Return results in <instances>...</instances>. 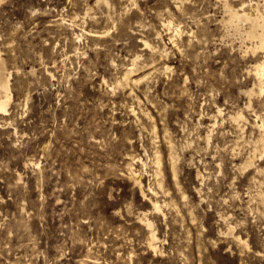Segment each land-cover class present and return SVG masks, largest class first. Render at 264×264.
Masks as SVG:
<instances>
[{"label":"rangeland","instance_id":"rangeland-1","mask_svg":"<svg viewBox=\"0 0 264 264\" xmlns=\"http://www.w3.org/2000/svg\"><path fill=\"white\" fill-rule=\"evenodd\" d=\"M257 3L0 0V264H264Z\"/></svg>","mask_w":264,"mask_h":264},{"label":"bare ground","instance_id":"bare-ground-1","mask_svg":"<svg viewBox=\"0 0 264 264\" xmlns=\"http://www.w3.org/2000/svg\"><path fill=\"white\" fill-rule=\"evenodd\" d=\"M106 1H108V0H106ZM241 9H242V11H241ZM241 9L234 8L230 4H227V11L229 12V18L227 20V23L228 24H226V25L234 26L235 30L240 34L241 38L244 41H249L251 43V45H252L251 48H253V50L255 52H258V50L263 51L262 57L257 61L256 65L253 67V69H254V74H255L256 82L258 83L261 91H264V4L257 3V5L254 8V10L253 11H249V12L248 11H245V8L244 7L241 8ZM244 22H245V27H242V25H244ZM169 23H171V21ZM169 23H167V24H169ZM167 24H166V26H168ZM168 28H169V26H168ZM145 44H149V42L148 41H145ZM132 66H134V65H132ZM167 68H168V66H167ZM130 69H132V68H129L128 75H129V73L131 74V72H129V71H132L133 70L132 72H134V68L132 70H130ZM136 71H138V68L136 69ZM11 74H12V72L8 68V66H7V64L5 62L4 57H2L1 54H0V112L1 113H7L8 105L12 101V95H13V93H12L11 78H10L11 77ZM125 75L126 74H124V76ZM128 75H126V76H128ZM138 79H140V78H138ZM125 80H127V79H125ZM133 80H135V79H133ZM137 80H136V82H137ZM119 83H121V82H119ZM135 84H137V83H135ZM126 85H128V84H126ZM130 92H131V90H130ZM219 112H222V109L221 108H219ZM243 117H244L243 116V113H240V114L236 115L234 118L238 121V120L243 119ZM261 121H262V119H261ZM256 124L259 126V129L264 130V121H262L261 123L256 122ZM259 146H261L263 148V150H264V133L260 137V145ZM171 147L173 148V145ZM172 151H174V150H172ZM172 151H171V153H172ZM132 157L134 159H136L137 158V155H133ZM157 161H159V160H157ZM174 161H175V159H174ZM159 164H161V162ZM130 169H131L130 170V176L137 183L140 184L141 190H142L143 194L146 196L147 194H146V191H145L144 186L142 184V181L139 180L138 171L135 168H130ZM158 179H160V178H158ZM150 190L153 193H155V190L156 189L154 190V188L151 187ZM152 206L157 211H161L162 210V204L160 203V201H159L158 198H155V199L152 200ZM146 221H147L148 226L151 228V230H150V236L148 238L149 247L152 250L157 251V249H158L157 242H158L159 236L155 232V230H154V228L152 226L153 224L149 220L148 217L146 218Z\"/></svg>","mask_w":264,"mask_h":264}]
</instances>
